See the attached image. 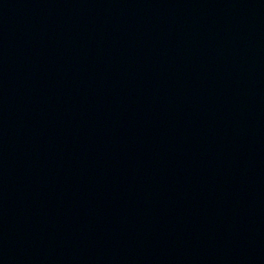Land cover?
<instances>
[{
	"label": "water",
	"instance_id": "1",
	"mask_svg": "<svg viewBox=\"0 0 264 264\" xmlns=\"http://www.w3.org/2000/svg\"><path fill=\"white\" fill-rule=\"evenodd\" d=\"M0 264H264V0H0Z\"/></svg>",
	"mask_w": 264,
	"mask_h": 264
}]
</instances>
